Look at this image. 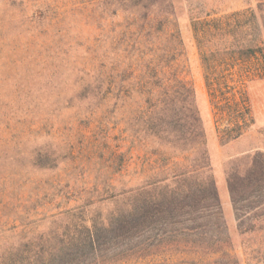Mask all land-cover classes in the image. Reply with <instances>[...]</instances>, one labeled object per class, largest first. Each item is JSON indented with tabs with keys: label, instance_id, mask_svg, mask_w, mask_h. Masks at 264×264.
Masks as SVG:
<instances>
[{
	"label": "rangeland",
	"instance_id": "obj_1",
	"mask_svg": "<svg viewBox=\"0 0 264 264\" xmlns=\"http://www.w3.org/2000/svg\"><path fill=\"white\" fill-rule=\"evenodd\" d=\"M263 1L0 0V264H264V77L245 78L254 122L225 143L194 28L244 13L257 45ZM177 79L205 143L175 141Z\"/></svg>",
	"mask_w": 264,
	"mask_h": 264
},
{
	"label": "trees",
	"instance_id": "obj_2",
	"mask_svg": "<svg viewBox=\"0 0 264 264\" xmlns=\"http://www.w3.org/2000/svg\"><path fill=\"white\" fill-rule=\"evenodd\" d=\"M259 7L261 11H264V1L259 3ZM251 13L253 17H257L254 11ZM240 15H245L246 18L242 19ZM251 24L250 19L244 13L235 14L233 19H210L196 21L194 24L196 39L202 51L206 83L215 107L221 138L225 143L241 137L254 122L252 105L244 88L245 78L249 76L264 77V46L260 45L264 44V41L260 40L257 45L243 47L244 45H241L238 37L247 32ZM230 37L234 38L232 46H225L217 51L212 50L210 45L216 44V40L224 43ZM235 44L238 45L233 47ZM194 93L192 84L177 79L173 92L164 101L168 107L170 102L175 103L182 100L185 104L184 107L188 110L185 116V120L188 119V128L181 129L180 133L172 132L176 143L184 148L193 142L205 143V133L199 113L190 107L193 103ZM211 198L214 201L217 200L215 192L214 195H203L196 198L193 204L186 202V199L179 203L182 205L181 209H184V207H194ZM128 219L129 217L123 219L118 225V230L121 233L119 237L129 233L135 226H131V221ZM141 220L142 215H140V222L137 226H141ZM110 227L112 229V225ZM101 236L100 229L92 230L89 238L85 241V247L89 246L94 253H102L104 240Z\"/></svg>",
	"mask_w": 264,
	"mask_h": 264
}]
</instances>
